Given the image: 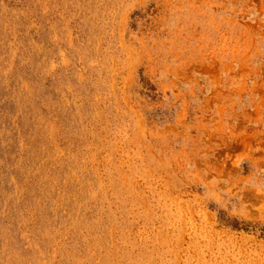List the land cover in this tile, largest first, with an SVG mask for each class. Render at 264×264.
Returning a JSON list of instances; mask_svg holds the SVG:
<instances>
[{"label": "rangeland", "instance_id": "obj_1", "mask_svg": "<svg viewBox=\"0 0 264 264\" xmlns=\"http://www.w3.org/2000/svg\"><path fill=\"white\" fill-rule=\"evenodd\" d=\"M0 264H264V0H0Z\"/></svg>", "mask_w": 264, "mask_h": 264}]
</instances>
